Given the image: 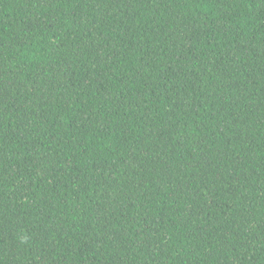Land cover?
Instances as JSON below:
<instances>
[{
    "label": "trees",
    "instance_id": "trees-1",
    "mask_svg": "<svg viewBox=\"0 0 264 264\" xmlns=\"http://www.w3.org/2000/svg\"><path fill=\"white\" fill-rule=\"evenodd\" d=\"M0 264H264V0H0Z\"/></svg>",
    "mask_w": 264,
    "mask_h": 264
}]
</instances>
